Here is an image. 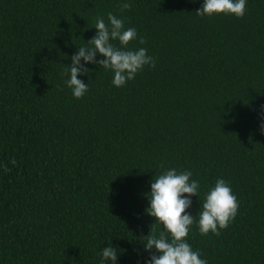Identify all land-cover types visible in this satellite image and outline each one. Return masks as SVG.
<instances>
[{
	"label": "trees",
	"instance_id": "16d2710c",
	"mask_svg": "<svg viewBox=\"0 0 264 264\" xmlns=\"http://www.w3.org/2000/svg\"><path fill=\"white\" fill-rule=\"evenodd\" d=\"M202 4L0 0V264H101L110 245L115 264H146L142 238L162 230L146 194L170 169L200 185L192 250L207 264H264V0H246L241 18L197 16ZM109 13L137 31L127 50L147 49L155 67L118 88L111 70L81 61L88 91L76 99L65 67ZM218 179L239 208L202 235Z\"/></svg>",
	"mask_w": 264,
	"mask_h": 264
},
{
	"label": "clouds",
	"instance_id": "9594fccd",
	"mask_svg": "<svg viewBox=\"0 0 264 264\" xmlns=\"http://www.w3.org/2000/svg\"><path fill=\"white\" fill-rule=\"evenodd\" d=\"M119 7L121 11H126L131 5L124 2ZM245 11L246 0H203L202 7L195 14L200 17L230 14L241 18ZM107 20L108 23L103 17L96 19V35L78 48L77 53L70 58L71 66L65 67V75L70 74L65 84L72 90L76 99L82 98L88 91V84L78 79V76L90 71L83 67L81 61L111 70L114 73L112 83L118 88L133 80L144 66L155 67V61L147 55V49L141 47L127 50L129 43L137 39L135 28L125 29L123 19L112 13L108 14ZM112 41H118L120 47H115ZM145 42L142 38L139 40L140 44ZM97 55L103 59L97 61ZM261 132L264 134V124L261 125ZM12 163L15 164L14 159ZM191 176L190 171L178 173L176 169H170L153 177L150 183L151 191L146 194L149 207L145 214L154 218V224L162 225V230L157 235L151 226L149 234L142 238L144 251L152 253L146 264H207L200 258L201 254L193 251L191 245L186 242L190 226L195 219L187 210L192 205L191 197H197L200 187L198 181L191 179ZM238 208L239 203L231 187L223 179H218L205 195L199 211L200 233L207 235L211 232L219 235V230L227 228L235 218ZM117 255V250L111 245L104 248L101 264L108 261L115 264Z\"/></svg>",
	"mask_w": 264,
	"mask_h": 264
}]
</instances>
